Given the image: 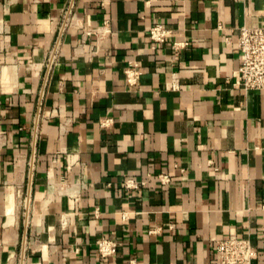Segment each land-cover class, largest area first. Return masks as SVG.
Listing matches in <instances>:
<instances>
[{
	"label": "crops",
	"instance_id": "crops-1",
	"mask_svg": "<svg viewBox=\"0 0 264 264\" xmlns=\"http://www.w3.org/2000/svg\"><path fill=\"white\" fill-rule=\"evenodd\" d=\"M242 27H264V0H0V264H215L231 238L264 264V92L237 85Z\"/></svg>",
	"mask_w": 264,
	"mask_h": 264
},
{
	"label": "built area",
	"instance_id": "built-area-1",
	"mask_svg": "<svg viewBox=\"0 0 264 264\" xmlns=\"http://www.w3.org/2000/svg\"><path fill=\"white\" fill-rule=\"evenodd\" d=\"M170 34L168 29L161 25H155L149 31V38L157 47L165 44ZM238 48L241 65L237 85L246 92H264V27L240 28L238 30ZM140 75L141 72L137 65L131 64L126 70L128 84L135 85ZM112 123V119H104L101 126L106 128ZM159 178L163 185L170 182L166 175H161ZM146 185L145 181L133 178L124 182V187L127 190H139ZM96 244L102 258L114 257L118 253L119 243L115 240L101 238L97 240ZM215 248V264H253V259L257 255L252 248L251 241L245 238L218 240ZM131 264H136V261L132 260Z\"/></svg>",
	"mask_w": 264,
	"mask_h": 264
}]
</instances>
